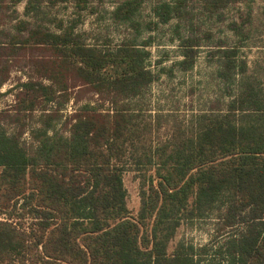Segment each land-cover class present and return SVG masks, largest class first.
Wrapping results in <instances>:
<instances>
[{"label": "trees", "instance_id": "obj_1", "mask_svg": "<svg viewBox=\"0 0 264 264\" xmlns=\"http://www.w3.org/2000/svg\"><path fill=\"white\" fill-rule=\"evenodd\" d=\"M72 1L78 12L87 8ZM244 1L163 2L146 27L182 18L194 3L215 15ZM39 2L27 0L29 19L12 15L0 33V89L14 69L33 73L7 90L13 100L0 110V264H264L263 67L249 68L237 46L216 45L221 108L159 138L131 106L157 78L146 67L149 51L129 41L106 50L87 44L78 18L52 19V30L33 12ZM143 2L119 3L113 20L137 30ZM227 27L245 35L236 22ZM179 44L173 66L187 72L199 42ZM84 95L95 100L81 102ZM125 171L139 182L135 213ZM211 216L218 228L208 243L175 241L183 223Z\"/></svg>", "mask_w": 264, "mask_h": 264}, {"label": "rangeland", "instance_id": "obj_2", "mask_svg": "<svg viewBox=\"0 0 264 264\" xmlns=\"http://www.w3.org/2000/svg\"><path fill=\"white\" fill-rule=\"evenodd\" d=\"M123 1L87 0V8L78 12L72 0H40L33 12L52 30H55L50 22L52 19L68 23L78 18L75 31L87 44L101 50L113 49L124 41L148 50L146 67L157 78L143 95L132 100L131 106L158 126L159 138H164L173 127L189 125L194 115L221 108L225 96L224 85L215 76L218 60L212 52L216 45L237 46L239 59L245 61L249 68L256 63L264 69V0H245L215 15L205 13L202 6L194 3L182 18L158 24L154 30H149L146 23L158 21L155 7L173 0H144L134 17L139 25L137 30L129 23L113 20L111 16L113 9ZM26 2L21 0L13 5L12 0H0V33L14 23L12 15H16L18 20L29 19L23 14ZM243 19L248 21L241 25ZM230 22L239 24L241 33L245 35L230 30L227 27ZM189 36L199 42V53L192 69L182 72L173 66V62L180 59L181 39ZM144 41L149 43L146 48L142 44ZM29 74L33 75L29 67L11 72L9 80L0 89L3 93L0 110L13 100V93L7 90L19 80L24 81ZM262 85L264 87V76ZM94 100L95 97L84 95L81 102ZM73 108L71 101L62 108V113H68ZM34 115L31 126L39 125V112ZM123 183L127 191V205L135 213L139 205V182L134 172L125 171ZM217 228L212 216L185 222L178 228L175 241H184L198 248L216 235Z\"/></svg>", "mask_w": 264, "mask_h": 264}]
</instances>
